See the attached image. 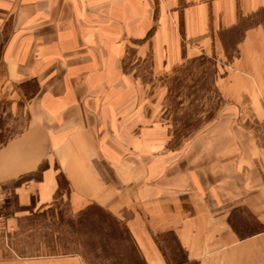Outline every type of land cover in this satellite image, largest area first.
Listing matches in <instances>:
<instances>
[{
	"label": "crops",
	"instance_id": "1",
	"mask_svg": "<svg viewBox=\"0 0 264 264\" xmlns=\"http://www.w3.org/2000/svg\"><path fill=\"white\" fill-rule=\"evenodd\" d=\"M201 57L229 64L224 96L263 112L264 0H0V66L23 97L35 89L24 130L0 148V184L16 208L58 198L74 212L100 208L125 225L145 264H169L164 235L181 264H264L254 138L221 121L174 152L142 104V65L157 80ZM0 264L83 263L0 248Z\"/></svg>",
	"mask_w": 264,
	"mask_h": 264
},
{
	"label": "rangeland",
	"instance_id": "2",
	"mask_svg": "<svg viewBox=\"0 0 264 264\" xmlns=\"http://www.w3.org/2000/svg\"><path fill=\"white\" fill-rule=\"evenodd\" d=\"M132 53L128 61L133 59ZM228 70L229 64L201 57L150 80L149 66L142 65L143 90L148 91L142 95V104L151 106L149 120L167 129V149L174 152L192 146L200 137L211 136L221 121L239 123L242 129L229 130L254 138L257 167L264 172V111L256 112L250 98L237 102L235 97L223 95L220 79ZM27 91L23 97L19 84L8 81L0 66V148L28 122L27 103L35 89ZM14 201L12 193L3 210L7 230L0 232V248L7 253L20 257L74 254L83 264H145L125 225L100 208L74 212L67 199L58 198L50 208L25 212L16 208ZM159 243L169 264L185 261L172 235L160 236Z\"/></svg>",
	"mask_w": 264,
	"mask_h": 264
},
{
	"label": "built area",
	"instance_id": "3",
	"mask_svg": "<svg viewBox=\"0 0 264 264\" xmlns=\"http://www.w3.org/2000/svg\"><path fill=\"white\" fill-rule=\"evenodd\" d=\"M13 193L12 188L8 185L0 184V232L7 230V218L3 214L5 203Z\"/></svg>",
	"mask_w": 264,
	"mask_h": 264
}]
</instances>
